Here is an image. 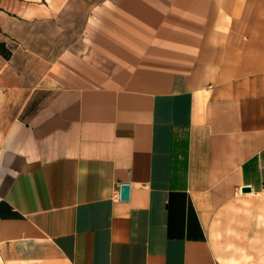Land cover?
<instances>
[{
    "label": "crops",
    "instance_id": "1",
    "mask_svg": "<svg viewBox=\"0 0 264 264\" xmlns=\"http://www.w3.org/2000/svg\"><path fill=\"white\" fill-rule=\"evenodd\" d=\"M0 41V264H264V0H0Z\"/></svg>",
    "mask_w": 264,
    "mask_h": 264
},
{
    "label": "water",
    "instance_id": "2",
    "mask_svg": "<svg viewBox=\"0 0 264 264\" xmlns=\"http://www.w3.org/2000/svg\"><path fill=\"white\" fill-rule=\"evenodd\" d=\"M243 190H251L250 186H243ZM130 192H131V184L128 182H124L121 184L120 188V196L122 199H128L130 197Z\"/></svg>",
    "mask_w": 264,
    "mask_h": 264
},
{
    "label": "trees",
    "instance_id": "3",
    "mask_svg": "<svg viewBox=\"0 0 264 264\" xmlns=\"http://www.w3.org/2000/svg\"><path fill=\"white\" fill-rule=\"evenodd\" d=\"M0 54L7 59H10L12 56V50L4 41H0Z\"/></svg>",
    "mask_w": 264,
    "mask_h": 264
},
{
    "label": "rangeland",
    "instance_id": "4",
    "mask_svg": "<svg viewBox=\"0 0 264 264\" xmlns=\"http://www.w3.org/2000/svg\"><path fill=\"white\" fill-rule=\"evenodd\" d=\"M7 44V43H6ZM8 46V45H7ZM9 47V46H8Z\"/></svg>",
    "mask_w": 264,
    "mask_h": 264
}]
</instances>
